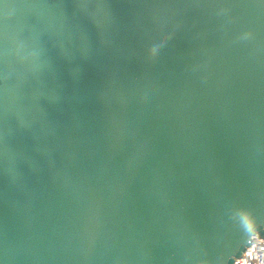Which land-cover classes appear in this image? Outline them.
Listing matches in <instances>:
<instances>
[{"label":"water","instance_id":"water-1","mask_svg":"<svg viewBox=\"0 0 264 264\" xmlns=\"http://www.w3.org/2000/svg\"><path fill=\"white\" fill-rule=\"evenodd\" d=\"M253 235L264 0H0V264H233Z\"/></svg>","mask_w":264,"mask_h":264},{"label":"built area","instance_id":"built-area-1","mask_svg":"<svg viewBox=\"0 0 264 264\" xmlns=\"http://www.w3.org/2000/svg\"><path fill=\"white\" fill-rule=\"evenodd\" d=\"M233 264H264V237L253 235L250 248L242 252L238 263Z\"/></svg>","mask_w":264,"mask_h":264},{"label":"snow or ice","instance_id":"snow-or-ice-1","mask_svg":"<svg viewBox=\"0 0 264 264\" xmlns=\"http://www.w3.org/2000/svg\"><path fill=\"white\" fill-rule=\"evenodd\" d=\"M152 51H153V54H154V53H155V49H153ZM237 207L248 208V209H250L251 211L255 212V209H253L252 207L247 206V205H243V204H241V205H238ZM255 213H256V212H255Z\"/></svg>","mask_w":264,"mask_h":264}]
</instances>
